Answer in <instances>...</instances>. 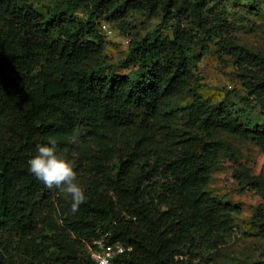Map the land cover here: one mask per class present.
<instances>
[{"label":"trees","instance_id":"16d2710c","mask_svg":"<svg viewBox=\"0 0 264 264\" xmlns=\"http://www.w3.org/2000/svg\"><path fill=\"white\" fill-rule=\"evenodd\" d=\"M33 2L0 0V264H97L89 248L104 236L132 248L122 264H222L240 210L207 191L228 150L218 134L255 132L227 101L172 103L192 86L193 48L215 46L264 112V56L231 36L211 0H65L46 15ZM130 13L173 28L131 44L137 80L102 67V25ZM177 114L186 128L172 127ZM50 140L85 189L75 210L28 171ZM247 186L262 197L250 224L264 240V178Z\"/></svg>","mask_w":264,"mask_h":264},{"label":"rangeland","instance_id":"374dc122","mask_svg":"<svg viewBox=\"0 0 264 264\" xmlns=\"http://www.w3.org/2000/svg\"><path fill=\"white\" fill-rule=\"evenodd\" d=\"M65 0H34L35 8L46 15L49 8L63 5ZM216 10L225 13L232 25L231 36L246 49L264 56V0H211ZM85 17L84 13L76 14ZM107 24V23H106ZM104 26L106 29H104ZM106 37V51L102 67L104 73L129 76L139 79L140 73L130 56V46L138 38L158 33L172 37L173 28L162 23L159 17L130 13L124 23L102 25ZM193 81L190 90L172 103L174 111L189 105L194 97L208 99L212 103L227 101L231 111L242 122L250 124L255 136L245 138L227 131L218 134L227 142L228 150L220 165L212 171L207 187L216 197L240 213L235 216V234L222 249L219 262L222 264H264V240L258 238L251 228V217L262 203L261 194L247 186L249 177L264 178V112L247 99L234 60L217 47L195 46L191 53ZM187 118L177 114L171 125L184 129ZM24 264V263H18Z\"/></svg>","mask_w":264,"mask_h":264},{"label":"clouds","instance_id":"9594fccd","mask_svg":"<svg viewBox=\"0 0 264 264\" xmlns=\"http://www.w3.org/2000/svg\"><path fill=\"white\" fill-rule=\"evenodd\" d=\"M77 135L78 133L74 130V140ZM27 167L29 173L42 182L46 188L56 189L60 194L69 198L73 210L85 201V189L78 182L72 163L58 154L54 140L38 144L36 154L27 161Z\"/></svg>","mask_w":264,"mask_h":264},{"label":"built area","instance_id":"2783aa9c","mask_svg":"<svg viewBox=\"0 0 264 264\" xmlns=\"http://www.w3.org/2000/svg\"><path fill=\"white\" fill-rule=\"evenodd\" d=\"M104 29H106L105 26ZM105 238L106 236L94 242V246L89 248L92 259L97 264H122L117 262L116 258L127 252H131L132 248H128L121 244L108 246L105 242Z\"/></svg>","mask_w":264,"mask_h":264}]
</instances>
